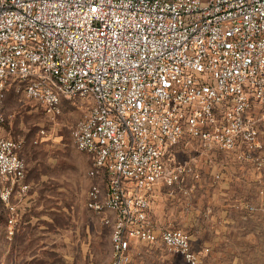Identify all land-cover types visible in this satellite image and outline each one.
<instances>
[{"label":"built area","instance_id":"2783aa9c","mask_svg":"<svg viewBox=\"0 0 264 264\" xmlns=\"http://www.w3.org/2000/svg\"><path fill=\"white\" fill-rule=\"evenodd\" d=\"M10 86L49 116L92 100L73 141L93 157L87 207L112 228L109 264H134V240L214 264L188 232L150 218L151 198L194 171L172 161L189 141L264 169V0H0V127ZM24 147L0 135L10 239L14 196L30 190Z\"/></svg>","mask_w":264,"mask_h":264},{"label":"rangeland","instance_id":"374dc122","mask_svg":"<svg viewBox=\"0 0 264 264\" xmlns=\"http://www.w3.org/2000/svg\"><path fill=\"white\" fill-rule=\"evenodd\" d=\"M91 106L88 97L65 100L62 112L49 116L23 91L9 87L4 102L7 119L0 131L5 137L25 139L21 154L36 197L29 206L31 212L26 210V214L30 212L35 218L25 231L21 223L20 236L10 239L7 206L0 201V244H59L61 251L55 256L61 264L110 263L112 228L102 215L87 207L88 192L95 180L89 175L93 158L80 151L73 141L77 122ZM172 161L188 163L194 171L184 172L179 184L160 185L154 191V195L158 191L160 195L151 198L154 201L150 218L160 228L188 232L205 261L233 264L242 254L250 260V251L241 253L239 248L251 245L252 226L259 230L264 243V215L260 213L253 222L250 219L255 214L246 208L249 200L256 199L255 184L264 183V169L256 170L233 152H204L195 141L176 147ZM191 185L194 190L186 191ZM241 195L249 200L241 199ZM242 216L247 219H241ZM28 230H33L32 236H28ZM131 244L135 264H186L181 254L164 245L150 246L139 240ZM18 254L21 253H16L17 261ZM24 262L25 258L19 264Z\"/></svg>","mask_w":264,"mask_h":264},{"label":"crops","instance_id":"0c3cea01","mask_svg":"<svg viewBox=\"0 0 264 264\" xmlns=\"http://www.w3.org/2000/svg\"><path fill=\"white\" fill-rule=\"evenodd\" d=\"M8 91V90H7ZM6 99V98H5ZM5 102V101H4ZM1 130V127H0ZM0 135L1 134L0 131ZM93 158V157H92ZM28 170V168H27ZM94 179V178H93ZM102 182L103 180L100 179ZM27 183L30 185V190L25 194L21 195L19 193H16L13 199V202L16 204V207L18 208V211L20 213L21 217V222H22V227L24 228V231L27 230L25 228L28 226L30 223L34 222V215H32L31 209L29 210V206L34 203L35 198V193H32L31 188H32V183L29 182L28 180V173L26 177ZM105 183H102V185ZM257 187V193L255 195L254 200H249L245 195H241L240 198L243 200H249L251 203V206H253L255 209L251 211V214L253 217H251L250 220L253 222L256 221V218L259 217L260 213L264 215V183H256L255 184ZM160 188V185L156 188L157 190ZM155 189V190H156ZM154 190V191H155ZM156 190V191H157ZM157 195H152V198H158V195H160V191L156 193ZM251 199V197H250ZM1 201V199H0ZM154 201V200H152ZM248 202V201H246ZM244 202V203H246ZM256 205H255V204ZM249 204V203H248ZM249 204V205H250ZM253 204V205H252ZM247 208V207H246ZM26 210L30 211L28 214H26ZM7 212V218L9 215L8 209H6ZM250 214V215H251ZM255 217V218H254ZM241 219H247L245 216H242ZM30 229V228H29ZM259 230L256 231V227L251 228L250 230V240H251V245L249 247L247 246H240V252L241 253H246L247 250L250 251V260L244 259L245 254L237 256L233 264H264V243L261 241V234L258 232ZM33 230H28V236L33 235ZM19 237L20 234L17 233L16 237ZM112 244V243H111ZM61 251V245L59 244H50V243H40V244H15L12 243L9 245L5 244H0V264H19V261L25 258V264H61L60 260L56 258L55 253H59ZM5 252H9L10 255L6 257ZM4 253V254H3ZM16 253H21L18 254L19 259L17 261L16 259ZM25 253V254H24ZM134 260V259H133ZM23 264V263H22ZM135 264V262H134Z\"/></svg>","mask_w":264,"mask_h":264},{"label":"trees","instance_id":"16d2710c","mask_svg":"<svg viewBox=\"0 0 264 264\" xmlns=\"http://www.w3.org/2000/svg\"><path fill=\"white\" fill-rule=\"evenodd\" d=\"M197 250V249H196Z\"/></svg>","mask_w":264,"mask_h":264}]
</instances>
